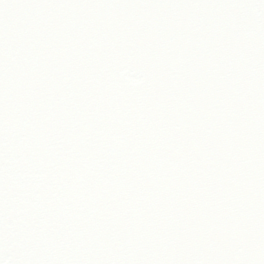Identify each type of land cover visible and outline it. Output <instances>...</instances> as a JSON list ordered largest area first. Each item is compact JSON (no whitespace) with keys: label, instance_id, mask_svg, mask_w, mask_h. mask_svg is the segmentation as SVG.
I'll use <instances>...</instances> for the list:
<instances>
[{"label":"snow or ice","instance_id":"obj_1","mask_svg":"<svg viewBox=\"0 0 264 264\" xmlns=\"http://www.w3.org/2000/svg\"><path fill=\"white\" fill-rule=\"evenodd\" d=\"M0 264H264V0H0Z\"/></svg>","mask_w":264,"mask_h":264}]
</instances>
